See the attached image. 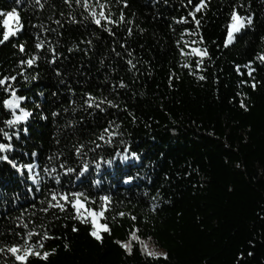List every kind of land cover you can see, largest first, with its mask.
Listing matches in <instances>:
<instances>
[{"label":"snow or ice","instance_id":"1","mask_svg":"<svg viewBox=\"0 0 264 264\" xmlns=\"http://www.w3.org/2000/svg\"><path fill=\"white\" fill-rule=\"evenodd\" d=\"M153 2L168 7L178 3L182 13L153 16L163 19L175 37L178 55L170 63L169 88L185 71L197 82L211 79L218 84L217 73L223 69L217 61L222 57L214 56L212 48L228 50L256 31L253 0H228L221 38L211 42L203 34L211 0ZM130 7V0H4L0 6V47L14 50L8 66L0 65V264H47L61 246L71 251L70 234L78 235L82 228L100 247L112 238L124 257H138L140 264H170L171 253L154 235L155 218L167 201L159 186L152 190L145 184L151 183L147 173L131 172L132 167H145L143 153L133 150L121 117L123 113L130 124L138 123L121 100L141 76H151L152 67L128 43L134 34L145 32ZM101 42L103 48L98 47ZM259 45L246 60L231 65L237 77L235 95L245 112L251 98L243 89L264 88V35ZM45 73L48 82L42 83ZM41 121L52 129L46 140L33 128ZM129 161L140 163H118ZM113 165L117 183L122 178L129 191L142 185L145 190L117 199L112 191L116 185H105L104 174L111 175ZM6 191L11 195L5 196ZM256 217L264 221V207ZM124 221L129 222L125 235L115 237V228H123ZM260 236L264 240V231ZM57 240L62 244L49 246ZM256 243L249 239L248 248L255 249ZM254 257L253 250L241 249L234 264Z\"/></svg>","mask_w":264,"mask_h":264},{"label":"trees","instance_id":"2","mask_svg":"<svg viewBox=\"0 0 264 264\" xmlns=\"http://www.w3.org/2000/svg\"><path fill=\"white\" fill-rule=\"evenodd\" d=\"M227 3L228 0H211L203 22V34L209 42L221 38ZM3 5L4 0H0ZM130 5L128 11L136 14L135 19L145 32L134 34L128 43L135 48L136 57L150 61L152 67L151 76H141L121 100L134 111L138 123L130 124L123 113L121 117L133 150L143 153L145 167H132L131 172L147 173L151 183L145 184L152 190L159 186L161 198L167 201L160 205L155 218V237L171 253L170 264H234L241 249L255 252L246 264H264V240L260 236L264 221L256 217V212L264 207V88L256 92L243 89L251 98L250 111L245 112L239 106L240 97L235 95L237 77L231 66L233 61L246 60L260 46L264 0H253L252 10L257 13L255 33L248 32L228 50L212 48L214 56L222 57L217 61L223 69L217 73L218 84L211 79L197 82L185 71L173 88L168 87L167 76L170 63H175L178 55L174 51L175 37L163 19L154 20L153 16L157 12L166 16L182 14L177 11L178 3L168 7L155 5L153 0H130ZM105 42L98 47L103 48ZM13 51L10 45L0 47V65L8 66L6 61L13 58ZM96 71L93 68V75ZM43 76L42 83H47V74ZM99 124L103 126V118ZM33 128L35 135L43 133L45 140L52 131L42 121L33 124ZM44 148H48L47 143ZM118 163L124 166L140 162ZM237 163L241 166L237 167ZM109 172L111 175L104 174L105 185H116L112 191L117 199L134 198L137 191L145 190L142 185L129 191L122 178L117 183L115 165ZM166 175L169 180H165ZM9 195L11 192L6 191L5 196ZM123 223V228H115V237L125 235L129 222ZM70 236L71 251L66 252L61 246L47 264H140L138 257H124L111 243L112 238H106L100 247L83 228L78 235ZM253 237L256 247L249 249L248 240ZM61 244L59 240L49 242L52 247ZM33 264L43 262L33 260Z\"/></svg>","mask_w":264,"mask_h":264}]
</instances>
